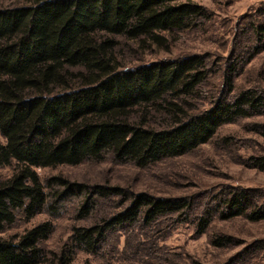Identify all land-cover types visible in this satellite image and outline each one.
Returning <instances> with one entry per match:
<instances>
[{"label": "trees", "instance_id": "16d2710c", "mask_svg": "<svg viewBox=\"0 0 264 264\" xmlns=\"http://www.w3.org/2000/svg\"><path fill=\"white\" fill-rule=\"evenodd\" d=\"M16 1L0 6V167L11 168L8 178L0 177V264H72L77 253H117L123 237L126 250L144 248L130 235L185 221L195 198L89 187L61 176L42 180L37 170L108 159L145 170L216 141L226 125L264 116L263 90L235 92L237 61L246 46L231 50L221 91L207 103L201 91L216 66L211 55L142 62L145 55L170 51L179 34L203 30L210 14L195 0ZM248 26L235 47L251 34L249 57L264 52V20ZM246 161L264 173V154ZM94 198L117 200L119 210L111 216L102 210L90 225L73 227L58 249L46 247L63 204L79 199L77 220L86 221L99 207ZM221 198L202 211L198 235L214 214L264 220V204L255 205L247 192ZM40 215L49 219L1 237L18 220ZM115 232L123 233L109 243ZM229 242L223 235L211 238L218 248Z\"/></svg>", "mask_w": 264, "mask_h": 264}, {"label": "rangeland", "instance_id": "374dc122", "mask_svg": "<svg viewBox=\"0 0 264 264\" xmlns=\"http://www.w3.org/2000/svg\"><path fill=\"white\" fill-rule=\"evenodd\" d=\"M195 2L204 6L210 14L203 30L179 34L170 51L145 55L142 62L151 63L190 54L211 55L209 60L216 66L201 91L202 101L208 103L221 91V75L224 64L228 65L231 50L238 52L246 46L248 50L245 48L242 59L237 61L235 92L253 87L264 91V52L248 57L255 45L249 33L243 38L245 42L240 40L238 47H235L239 32L249 30L250 23L264 20V0ZM2 5L8 7L18 3L16 0H2ZM224 139L227 142H221ZM217 140L187 156L166 160L145 170L131 165H117L109 159L102 163L86 162L78 167L37 170L42 180L61 176L89 187L118 185L129 193L147 192L162 198H195L193 210L189 211L185 221L161 223L163 225L156 229L160 232L143 231L130 235L134 240L141 241L144 248L126 250L128 243L123 237L119 240L117 253L106 249L97 257L77 253L72 264H147L154 259L170 264H264V220L252 222L245 218H220L214 214L205 234L198 235L196 230L202 219V211L207 206H216L221 197L232 191H245L257 203L255 205L264 204V173L249 168L246 161L251 155L264 154V116H254L222 127ZM10 175L11 168L0 167V177L5 179ZM94 199L99 207L86 221L77 220L79 199L66 201L57 218L52 219L53 233L46 247L58 249L73 227L90 225L102 210L110 216L119 210L117 200ZM48 219L47 215H40L30 222L18 220L1 237L21 234ZM122 233L111 234L109 243L121 237ZM217 235L229 238L230 242L222 248L213 246L211 238Z\"/></svg>", "mask_w": 264, "mask_h": 264}]
</instances>
